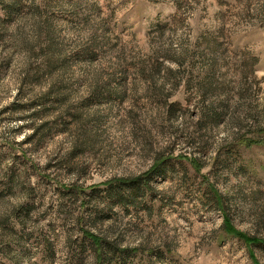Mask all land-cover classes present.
<instances>
[{
  "label": "rangeland",
  "instance_id": "1",
  "mask_svg": "<svg viewBox=\"0 0 264 264\" xmlns=\"http://www.w3.org/2000/svg\"><path fill=\"white\" fill-rule=\"evenodd\" d=\"M0 264H264V0H0Z\"/></svg>",
  "mask_w": 264,
  "mask_h": 264
},
{
  "label": "trees",
  "instance_id": "2",
  "mask_svg": "<svg viewBox=\"0 0 264 264\" xmlns=\"http://www.w3.org/2000/svg\"><path fill=\"white\" fill-rule=\"evenodd\" d=\"M176 108V107H175ZM139 195H141L140 194V189H138V188H136V190H135V193H134V198H133V201H136V199H137V197L139 196ZM205 197L207 198V204L208 205H217L218 204V202H217V199H215V197L211 194V193H205ZM120 199H121V201H123L124 203H126L127 201H125L124 199H123V197H119ZM94 239H95V237H94ZM93 240V239H92ZM105 244H107V243H105ZM104 251H106V252H108V253H111V254H113L116 250H117V248L116 247H114V246H112V245H109V244H107L105 247H103L102 248Z\"/></svg>",
  "mask_w": 264,
  "mask_h": 264
}]
</instances>
